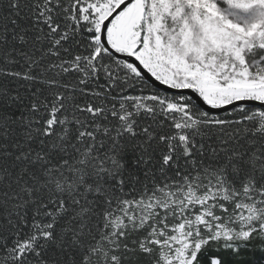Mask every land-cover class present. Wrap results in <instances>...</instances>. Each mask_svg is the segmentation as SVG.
Masks as SVG:
<instances>
[{"label":"snow or ice","instance_id":"6c2138e0","mask_svg":"<svg viewBox=\"0 0 264 264\" xmlns=\"http://www.w3.org/2000/svg\"><path fill=\"white\" fill-rule=\"evenodd\" d=\"M0 264H264V0H0Z\"/></svg>","mask_w":264,"mask_h":264}]
</instances>
